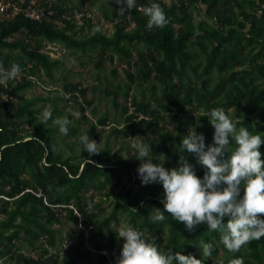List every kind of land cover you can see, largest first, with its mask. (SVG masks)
<instances>
[{
    "label": "trees",
    "instance_id": "1",
    "mask_svg": "<svg viewBox=\"0 0 264 264\" xmlns=\"http://www.w3.org/2000/svg\"><path fill=\"white\" fill-rule=\"evenodd\" d=\"M154 2L169 22L149 30L148 18L138 9ZM95 4L98 15L84 16L80 24L60 27L23 13L0 19V65L10 70L15 63L24 71L20 79L0 84V261L77 264L93 249L91 264H116L124 243L117 226L120 215L126 214L128 226L165 252L171 248L192 254L204 259V264L218 260L228 264L234 258H242L244 264H264V237L232 253L220 243V233L209 231L206 223L189 232L167 212L163 222H154L149 215L164 210V189L162 184L143 185L137 179L141 161L131 147L143 140L154 163L163 162L168 169L172 159L173 168L178 167L180 144L190 129L204 135L206 146L213 143L215 130L208 118L213 108H223L237 129L246 127L264 139V0H136L137 9L123 16L115 0H78L77 7ZM102 19L115 24L113 33L102 29ZM46 42H59L82 54L97 52V69L107 61L123 63L125 82L117 81V67L111 69L112 78L104 76L106 95L112 96L114 107L121 106L122 124L105 112L96 124L109 125V133L97 131L86 115L93 101L80 81L66 78L64 89L53 98L25 96L24 91L33 88L42 74L53 77V69L63 63L44 50ZM121 97L125 104L120 103ZM59 100L74 103L84 121L92 123L85 131L90 140L105 134L99 154L90 156L81 143L78 155L80 119L68 125L67 135L76 137L66 144L70 153L56 149L60 131L53 121L73 116L70 111L62 116ZM47 102L54 105L52 118L43 123L41 112ZM110 138L118 146L115 150ZM234 146L230 138V147ZM260 151L264 154V144ZM125 152L132 155L125 157ZM183 155L202 179L205 169L195 155ZM97 195L101 197L96 199ZM103 202H109L110 210ZM70 205L87 216L82 226ZM66 220L72 222L71 232L78 241L70 249L59 250L63 238L55 225ZM201 241L213 245L211 258H203Z\"/></svg>",
    "mask_w": 264,
    "mask_h": 264
},
{
    "label": "clouds",
    "instance_id": "2",
    "mask_svg": "<svg viewBox=\"0 0 264 264\" xmlns=\"http://www.w3.org/2000/svg\"><path fill=\"white\" fill-rule=\"evenodd\" d=\"M115 3L120 6L119 16L137 9L136 0H115ZM138 10L148 18L146 27L149 30L163 28L169 22L159 3L154 2ZM19 73L20 67L15 63L10 70H4L0 65V84L15 79ZM42 117L43 123H47L52 113L45 109ZM208 118L215 130L213 143L206 146L204 135L190 129L180 144L182 155L178 167L169 170L163 162L154 163L149 146L143 140L134 141L131 147L141 161L138 173L142 184L159 183L164 189L161 200L164 210L155 209L150 218L154 222H163L167 212L173 220L183 223L189 232L206 223L209 231L220 233V243L235 253L246 243L264 237V218H261L264 217V154L260 151L264 139L246 127L237 129L223 108L211 109ZM53 123L59 126L61 134H68V119L57 118ZM230 138L235 143L234 147H230ZM79 139L90 156L100 153L99 144L90 140L87 134ZM185 152L194 154L197 163L204 167L202 179L183 155ZM88 207L91 210V204ZM116 233L124 240L116 264H204V259H197L195 255L173 252L171 248L166 252L159 249L134 227L122 225ZM199 248L203 258L212 257L211 243L201 241ZM215 264L224 262L218 260ZM228 264H244V261L234 258Z\"/></svg>",
    "mask_w": 264,
    "mask_h": 264
},
{
    "label": "rangeland",
    "instance_id": "3",
    "mask_svg": "<svg viewBox=\"0 0 264 264\" xmlns=\"http://www.w3.org/2000/svg\"><path fill=\"white\" fill-rule=\"evenodd\" d=\"M93 7H97V4H95ZM103 30L108 32L109 34L113 33L115 29V24L110 23L107 26L102 27ZM138 47H141V44L138 45ZM47 52L50 53V55L54 58H59L62 60V64H60L58 67L53 69V77H49L46 74H42V78L39 80V82L31 89H28L24 91L25 96L31 97L37 94H41L43 96H47L50 98H53L54 96H58L60 92L64 89V80L67 78L70 81H80L84 86L88 88L87 91V98L91 99L92 105L88 106L86 115L92 120L93 123H97V119L99 116H101L105 112H109L113 119H115L116 124H122L124 120V115H122V109L121 106L114 107L112 96H107L104 89L106 86V80L104 79V76H107L109 78H112L111 69L114 67H117L119 69V77L117 78V81L125 82L126 78L123 72L124 66L123 63L117 59L114 61V63H111L107 61L105 63V67L102 69H97L95 66V63L97 61L98 55L95 51H89L87 54H82L80 51L74 52L70 49H67L64 47L61 43H49L46 42L45 48ZM24 75V71L20 70L19 75L16 77L17 79H20ZM101 76V77H100ZM97 86V88H95ZM149 89V88H148ZM138 91L137 88H134L133 92ZM132 92V93H133ZM84 101V100H83ZM68 103V102H67ZM86 103V102H84ZM120 103L125 104L126 101L123 97L120 98ZM58 104L63 108V115L66 116L67 113L70 111L75 113V115L72 116V118L69 119L70 123L75 124V121L80 119L82 122L80 123V134H85V131L91 126L92 123L84 121L82 118V114L79 110L76 109V105L74 103H68L66 104L64 101L59 100ZM53 103L47 102L43 106V110L41 112H44L45 109L51 110L53 109ZM97 107V112L93 113L92 108ZM172 128V126H170ZM170 128V129H171ZM97 131H102V133H109L110 126L107 125L104 128H102L100 125L96 124ZM105 134H102L99 136L95 141L99 144L98 147L105 145ZM76 137L74 135H63L61 133H58L57 138L55 139L56 142V149L58 151H62L65 154L70 153V149L66 145L71 144L73 140H75ZM79 140V138H78ZM77 140V141H78ZM109 143L115 150L118 146L114 144L113 138L109 139ZM212 142L209 143L211 145ZM78 150V155L81 154V142L78 141V145L76 146ZM113 150V151H114ZM132 153L125 152L124 156H131ZM173 168V160L170 159L168 169ZM137 179L141 180L139 177V173H137ZM101 196L97 195L96 199H99ZM103 205L106 207L107 210H110V204L109 202H103ZM120 222L117 226L118 230L122 225L128 226L126 214L120 215ZM55 228L61 230V236L63 238V242L58 244L57 249L65 250V246L71 247L72 243H76L77 237L72 230V222L65 221L63 224H56ZM90 242L86 243V249L90 248ZM25 250H28L26 246H24ZM90 255L89 257L80 258L77 260V264H91L94 263L95 260V252H93V249H90ZM104 253H107V250L103 251ZM64 253V252H63ZM34 256H36L35 252H31ZM0 264H10L7 259L1 260Z\"/></svg>",
    "mask_w": 264,
    "mask_h": 264
},
{
    "label": "built area",
    "instance_id": "4",
    "mask_svg": "<svg viewBox=\"0 0 264 264\" xmlns=\"http://www.w3.org/2000/svg\"><path fill=\"white\" fill-rule=\"evenodd\" d=\"M78 0L63 4L60 0H0V19L12 18L19 13H23L27 18L35 21H51L58 26H64L67 23L80 24L83 17H96L98 10L96 7L89 8L87 6L79 9L77 7ZM73 7H75L73 9ZM98 23V20H94ZM104 26L109 25L104 19L100 21ZM75 215L78 217L79 226L83 225V221L87 220L79 209L73 205ZM65 248L67 249L68 246Z\"/></svg>",
    "mask_w": 264,
    "mask_h": 264
}]
</instances>
